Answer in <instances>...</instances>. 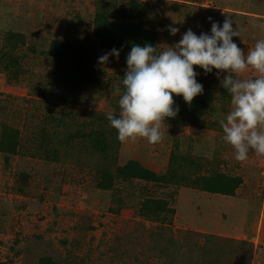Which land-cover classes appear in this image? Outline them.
<instances>
[{
    "label": "rangeland",
    "instance_id": "obj_1",
    "mask_svg": "<svg viewBox=\"0 0 264 264\" xmlns=\"http://www.w3.org/2000/svg\"><path fill=\"white\" fill-rule=\"evenodd\" d=\"M128 1L0 0V138L3 126L19 138L16 155L0 153V264H264V156L238 162L222 139L227 73L194 66L203 94L173 97L162 141L121 143L107 114L119 118L127 55L99 63L110 51L93 28L99 13L138 17L159 52L228 15L247 55L264 39V0ZM129 161L163 181L123 178ZM217 175L241 178L233 197L202 190Z\"/></svg>",
    "mask_w": 264,
    "mask_h": 264
},
{
    "label": "clouds",
    "instance_id": "obj_2",
    "mask_svg": "<svg viewBox=\"0 0 264 264\" xmlns=\"http://www.w3.org/2000/svg\"><path fill=\"white\" fill-rule=\"evenodd\" d=\"M232 25L230 16L225 15L222 27L211 24L210 35H196L188 29L178 43L159 52L150 44L131 47L122 79L124 92L118 101L119 118L112 112L107 114L118 141L161 142L165 119L175 118L178 113L173 97L182 96L186 104H191L203 94V85L196 80V66L206 74L213 69L227 73L221 86L230 94V111L219 119V125L223 141L234 150L235 160L246 161L250 150L264 156V39L257 40L245 55L232 39L240 37L241 31ZM178 31L169 27L170 35ZM109 55L118 58L119 50L112 49L98 62L107 63ZM249 71L255 75L242 77ZM114 91L120 93L121 89L117 86Z\"/></svg>",
    "mask_w": 264,
    "mask_h": 264
},
{
    "label": "trees",
    "instance_id": "obj_3",
    "mask_svg": "<svg viewBox=\"0 0 264 264\" xmlns=\"http://www.w3.org/2000/svg\"><path fill=\"white\" fill-rule=\"evenodd\" d=\"M138 6L133 0L128 1V7ZM94 37L102 50H119L120 54L128 55L133 45L145 46L150 44L155 46L156 37L154 32L144 28L140 18L135 20L120 21L109 20L103 14H96L93 20ZM61 47V45H59ZM52 49V55H56ZM54 51V52H53ZM69 62V61H68ZM19 145L18 131L8 126H3L0 138V153L14 156ZM118 174L123 178H131L151 183L162 182L163 177L150 172L136 161H129L118 169ZM241 185V178L217 175L202 179V190L209 194L233 197L236 190ZM151 210L155 212H171L166 203L151 202ZM41 264H53L51 261H43Z\"/></svg>",
    "mask_w": 264,
    "mask_h": 264
}]
</instances>
